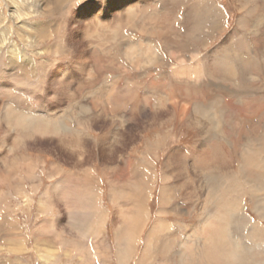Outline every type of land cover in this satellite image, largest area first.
I'll list each match as a JSON object with an SVG mask.
<instances>
[{
  "label": "rangeland",
  "instance_id": "rangeland-1",
  "mask_svg": "<svg viewBox=\"0 0 264 264\" xmlns=\"http://www.w3.org/2000/svg\"><path fill=\"white\" fill-rule=\"evenodd\" d=\"M70 1L0 0V264H123L125 246L128 264H264V0H119L133 14L116 0ZM116 36L142 50L138 68ZM82 63L94 79L77 70L80 87L64 73ZM64 81L69 103L52 109ZM217 99L220 130L191 107ZM7 102L43 125L33 140L6 126ZM74 112L87 121L71 132L53 119ZM71 216L100 228L85 238ZM49 221L57 237L44 232ZM125 227L133 243L120 239Z\"/></svg>",
  "mask_w": 264,
  "mask_h": 264
},
{
  "label": "bare ground",
  "instance_id": "bare-ground-1",
  "mask_svg": "<svg viewBox=\"0 0 264 264\" xmlns=\"http://www.w3.org/2000/svg\"><path fill=\"white\" fill-rule=\"evenodd\" d=\"M54 2H55V6H54V8H56L57 9V7H59L60 9H62V6H64V4L67 2V1H69V4L70 3H72L70 0H53ZM68 4V5H69ZM114 4H115V7H117L118 6V8H120V5H121V7L122 6H124V7H127V14L129 13V11H131V7H130V5H128V3H126V2H123V1H119V0H116V1H114ZM118 4V5H117ZM67 5V6H68ZM65 10V9H64ZM63 10V11H64ZM104 13L105 14H111V13H109V8H107V7H105V9H104ZM68 12H69V10L67 11V12H65V13H63V14H68ZM62 13V12H61ZM120 13H117V17H118V15H119ZM131 14H133V12L131 11ZM63 16V15H62ZM67 16V15H66ZM83 17H85V18H87V16H88V14H83L82 15ZM63 17H65V16H63ZM83 17L81 18L80 16L77 18V20H76V18L74 17V16H72V18L70 19L72 22H73V24H75V21H81V20H84L83 19ZM121 18V19H120ZM123 20L124 18H122L121 16H119V18H118V20ZM86 20V19H85ZM118 20H116V25H118L119 24V22H118ZM119 20V21H120ZM104 28H105V23L103 22V21H100V22H98L97 24H96V27H95V31H96V33L98 34V36H99V38H101V37H103L102 36V31H105L104 30ZM114 40H116V44H117V47H119V49H121L122 51H123V55L125 56V57H127L128 59H130L133 63H134V65L138 68V66H140V62L142 63V59H141V52H142V50H140V49H138L136 46H134V45H126L125 43H123V42H120V41H117V36L115 37V39ZM149 47V46H148ZM99 49H103V47H99ZM147 53L150 55V57H151V59H153L154 60V62L155 63H160V64H162L163 62H164V60H163V56H162V54H159L156 50H153V47H152V45L150 46V49H148V51H147ZM146 53V54H147ZM142 54H143V52H142ZM144 55V54H143ZM148 55V56H149ZM147 58V57H146ZM149 59V58H148ZM222 59H223V57H222ZM221 58H216V63H215V65H216V67H217V71L218 72H222V73H219V74H224L225 72H227V68L226 67H229V66H227V65H229L228 63H224V61L222 60ZM199 61H202V59H200L199 58ZM153 62V63H154ZM148 64V63H147ZM96 65V64H95ZM142 65V64H141ZM158 65V64H157ZM48 66V65H47ZM34 72L35 71H37V66L36 65H34ZM63 69V68H62ZM76 69V70H75ZM75 69H71V70H69L68 71V73H66L65 71V75L66 76H69L70 78H73V79H71V80H73V81H76V83L77 84H79L80 85V87H83V82H82V80H81V74L78 72V71H86V73L85 74H88V76H89V81H90V79L91 80H93L94 79V77H93V75H90V74H92L93 73V65H91L90 66V64L89 63H82V65L81 66H79L78 67V69L77 68H75ZM229 69V68H228ZM230 69H231V67H230ZM78 70V71H77ZM224 70V71H223ZM233 70V69H232ZM99 71V70H98ZM230 71V70H229ZM47 70H45V75H52V71H49V72H47ZM232 72V71H231ZM18 73V72H17ZM28 73H31V72H29L28 71ZM62 73V72H61ZM230 73V72H229ZM34 74V73H33ZM63 74V75H64ZM30 75V74H29ZM36 75H38V73H36ZM56 75V74H55ZM54 74H53V80H58L57 79V77L55 76ZM107 75V78L104 80V82H107L108 84H109V82H110V75H108V74H106ZM105 75V76H106ZM47 76V77H48ZM54 76H55V78H54ZM10 77H12V78H17V80L18 81H21V80H27L28 79V76L27 75H25V76H23L22 74H18V76H10ZM37 77V76H36ZM60 77V76H59ZM58 77V78H59ZM33 78H34V76H33ZM61 78V77H60ZM38 79V78H37ZM50 80V79H49ZM53 80H52V82H53ZM65 82V81H64ZM92 82V81H91ZM75 83V82H74ZM55 84V83H54ZM57 84V83H56ZM156 84V83H155ZM52 86H54L53 84H52ZM72 86V85H71ZM103 86V85H102ZM63 87V88H62ZM77 87H78V85H77ZM146 87V84H144L143 85V88H145ZM159 87V86H158ZM54 88V90L52 91L53 92V96H55L56 97V99H54L53 101H49L50 103H49V107L50 108H52V109H54V108H59V107H61V104L63 105V101L64 100H67L68 102L67 103H69V99H70V93L72 92L70 89H71V87H70V84L69 83H67V81L65 82V83H62L61 85H60V87H53ZM56 88V89H55ZM97 88V87H96ZM74 89V88H73ZM76 89V88H75ZM78 90V89H77ZM85 90H86V88H85ZM96 90V89H95ZM74 93V92H73ZM87 96V95H86ZM137 96V95H136ZM182 96L185 98V99H194V97H196V94H195V92H192V91H184L183 92V94H182ZM66 97V98H65ZM54 98V97H53ZM127 99V98H126ZM137 101H136V103H135V105H136V107H138V104L139 103H141L140 101H138V99H136ZM160 100V99H159ZM169 100H171V102L170 103H172L171 104V106L175 109L176 107H175V105L174 104H176V103H178V102H176V100L173 98V97H169ZM61 103H60V102ZM163 100H160V102H162ZM159 101H157L156 103L158 104V107H160V103ZM221 100L220 99H217L215 102H214V104L212 103V105H210V106H207V105H205V104H202V103H199V102H195L194 104H192L191 105V107L193 108V111H194V113L196 114V115H203L206 119H208L209 120V122L210 123H212V126L214 125L215 126V128H217L218 130H220V128H221V125H222V122H223V115H224V111H223V108H222V104H221ZM65 103V102H64ZM68 105V104H67ZM161 105L163 106V105H165V103H161ZM169 107H170V105H169ZM182 109H184V108H182ZM162 110H167V109H162ZM73 112V111H72ZM90 112H91V108H90V106L89 105H85L84 107H81V111L79 112L81 115H82V117H86V116H88V114H90ZM120 113H117L115 116H117V120L121 123V125L122 124H124L125 122H126V119L124 118V114H123V112L122 111H119ZM2 118H3V121H4V123L6 124V126L9 128V130H11L12 132H22V133H26L25 135H23V136H19L20 138L18 139L19 141H25V140H33V138H35V136H34V131H35V129H38V126L37 125H40V122L38 121V119H37V117H35L33 114H31V113H28V112H26V111H23V110H20V109H18V108H16L15 106H14V104H12L11 102H7L6 104H5V107H4V109H3V111H2ZM120 114V115H119ZM53 116H55V117H53V119H54V121L57 123V122H59L60 123V127L62 128V129H64V130H70V132L73 130V128H75V126H77L78 125V128H80V126H83L84 124H85V122L87 121V118H85V119H82V117H79L78 116V113L76 112H74V114H73V116H72V118H70L69 116H64V118H60V117H57L56 116V113H54V115ZM146 116V115H145ZM43 119V118H42ZM75 119V120H74ZM205 119V120H206ZM44 120V119H43ZM84 120H86V121H84ZM67 121H69L72 125H70V124H68V122ZM46 122H48V121H46ZM55 122H54V124H55ZM66 122V123H65ZM114 124H115V122H113ZM80 125V126H79ZM40 126H43V125H40ZM72 126V127H71ZM17 129H19V130H17ZM76 129V128H75ZM32 136H34V137H32ZM114 139V138H113ZM22 142V143H23ZM216 148V147H215ZM215 150V149H214ZM190 152V151H189ZM216 152V151H215ZM218 153V152H217ZM190 154H191V152H190ZM213 154H215V153H213ZM218 155V154H217ZM215 158V157H214ZM264 162V160L262 161V163ZM8 165V164H7ZM257 165H259L260 167H261V165L262 164H257ZM64 179H60V181H59V183H57L55 186H58V185H61V183L63 184V181ZM60 187V186H59ZM195 188V187H194ZM58 191V190H57ZM56 193V192H55ZM57 194V193H56ZM93 196H95V195H93ZM94 197H91V196H89L88 194L87 195H84V197H83V199H84V202H86L87 203V206H89V209L91 210V209H94V211L97 209L96 208V205L98 206V204H96V200L95 199H93ZM98 200V199H97ZM42 202V204H44L45 202H46V199L45 198H42V200H41ZM99 202V201H98ZM99 208V207H98ZM93 211V213H95ZM100 214V211L99 212H97V213H95L96 215H99ZM137 214H138V212H136ZM74 215V214H73ZM96 215L94 216V217H96ZM103 215L101 214V217H100V219H98L100 222L101 221H103V217H102ZM91 217V216H90ZM213 216L211 215L210 217H208L207 219H211ZM93 218V217H92ZM96 218H94V219H92V220H94V221H96L95 220ZM80 222H82V221H80L79 219H74L72 216L70 217V226L71 227H73L80 235L82 234V236L83 237H85V238H88V239H90L91 237L93 238V236H94V234L96 233V232H98V229H97V227H99V226H97V224H98V222L96 223V225H92L91 226V224H87V225H85V223H80ZM91 222V221H90ZM7 224V223H6ZM46 227H45V229H43L44 230V232L46 233H52V234H55L56 235V237L58 236V234H57V232L55 231V229L53 228V225H54V223L53 222H51V221H49L48 223H46V224H44ZM7 226V225H6ZM132 226V225H131ZM135 226V225H134ZM136 227V226H135ZM100 228V227H99ZM121 230H122V232H121ZM120 231H119V237H120V239H125V241L127 240L128 242H130V241H132V243H133V239L135 238V235H136V233L134 232V231H136V230H134V229H132V228H122ZM9 232L11 231V229H9L8 230ZM43 232V231H42ZM45 238V237H44ZM48 240V239H47ZM49 241V240H48ZM126 241V242H127ZM124 241H122V243H123ZM127 242V243H128ZM123 245H124V243H123ZM129 245H130V243H129ZM132 247H133V245H132ZM130 250H131V248L129 247V246H125L124 247V249H121V251L119 252V258H120V260H121V262L123 263V264H128V262L130 261V259H131V252H130ZM133 251V250H132ZM227 255H229L228 254V252H227Z\"/></svg>",
  "mask_w": 264,
  "mask_h": 264
},
{
  "label": "clouds",
  "instance_id": "clouds-1",
  "mask_svg": "<svg viewBox=\"0 0 264 264\" xmlns=\"http://www.w3.org/2000/svg\"><path fill=\"white\" fill-rule=\"evenodd\" d=\"M211 259H212V258H211V255H209V260L211 261Z\"/></svg>",
  "mask_w": 264,
  "mask_h": 264
}]
</instances>
